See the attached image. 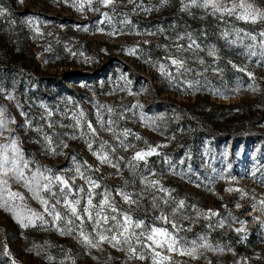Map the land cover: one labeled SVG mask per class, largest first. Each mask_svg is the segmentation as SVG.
Masks as SVG:
<instances>
[{"label":"rangeland","instance_id":"rangeland-1","mask_svg":"<svg viewBox=\"0 0 264 264\" xmlns=\"http://www.w3.org/2000/svg\"><path fill=\"white\" fill-rule=\"evenodd\" d=\"M5 1L0 152L28 167L0 172V264H264V145L143 117L155 85L210 125L264 128V0ZM96 68L106 86L68 83L82 99L31 91Z\"/></svg>","mask_w":264,"mask_h":264},{"label":"trees","instance_id":"trees-1","mask_svg":"<svg viewBox=\"0 0 264 264\" xmlns=\"http://www.w3.org/2000/svg\"><path fill=\"white\" fill-rule=\"evenodd\" d=\"M6 2L5 0H2ZM78 74V76H74ZM93 78L94 85L99 88L106 86V78L101 75L99 68H96L91 74L89 71H84L80 69L65 70L58 74H43L41 76H33L31 74V80L35 81V89L31 90L33 93L43 97L45 95H64L68 93L72 95L73 98L82 99V93L85 89L75 90L71 86L69 81L76 82L77 80L91 81ZM102 82L104 85H100ZM153 91L148 98L143 103L144 118L146 120H152L153 125L157 123L158 127L153 129L154 132H159L160 135L164 137L171 136L175 134L179 129L185 130L189 133L192 138H199L203 135L210 136L216 143H218L220 138H229L232 142L237 140L242 143L250 142L254 140L259 142L260 145H264V128L254 126L252 123L249 124L245 129L241 127L231 128L230 126H224L222 128L216 127L208 124L211 122L210 112L205 111L203 105L193 102H181L175 98H168L160 95L159 90L155 85H151ZM194 143L192 142L189 147H192ZM231 173V172H230ZM217 232L219 230H216ZM261 238L264 237V232H261ZM254 236H251L247 241L249 245L253 246L255 241H253ZM260 238V239H261ZM261 256H264V250L261 248L258 250Z\"/></svg>","mask_w":264,"mask_h":264},{"label":"snow or ice","instance_id":"snow-or-ice-1","mask_svg":"<svg viewBox=\"0 0 264 264\" xmlns=\"http://www.w3.org/2000/svg\"><path fill=\"white\" fill-rule=\"evenodd\" d=\"M103 2L105 4H109V3H112L113 0H103ZM193 4L196 3V0H192ZM207 3H211V0H206V4L205 6H207ZM213 7H216L215 4H213ZM241 7H245V5L241 4ZM247 8H252V5H247ZM3 9H0V14L3 13ZM257 17L261 18V19H264V13H261L259 10H256L255 12V15H252L251 16V19L253 22H255V20L257 19ZM242 19H247L248 17L247 16H242L240 17ZM261 35H264V33H261ZM253 39H255V37H253ZM173 64H180L181 62L179 61H176V60H173L172 61ZM2 121H0V125H2ZM0 147H4V148H7L8 146L5 145V146H0ZM12 149H13V156L12 157H9L6 152H0V172H2L3 174H7L8 172H12L14 175H17L19 177H22L23 176V168H27L28 167V162L27 161H23V168L20 167V164H21V161L23 160V157H22V153L20 152L19 148L16 147V144H15V141H13V144H12ZM19 156L20 159L18 160L16 157ZM137 157L138 158H143V155L141 153H137ZM37 175V173H34L33 174V178H35V176ZM39 175H43L42 173H39ZM45 179H47L45 177ZM56 180L58 181H62L65 185H67V182L66 181H63L61 177H56ZM7 181L6 180H3V179H0V184H6ZM44 188L45 189H48L49 188V184H45L44 185ZM12 195H18L16 193H13ZM39 194L37 193V196ZM127 199V197H126ZM42 203H46V201H43L42 200ZM65 203H68L67 201ZM76 203H79V201H77ZM89 203H91V201H89ZM85 211H87V209H85ZM72 212L73 214L75 215L76 214V208L73 207L72 208ZM57 217L59 218V214H57ZM113 219H115V217H113ZM139 226V225H137ZM154 232H157V231H162V230H159V229H153ZM85 240H88V237H84ZM104 239H107L106 237H103L101 236V240H104ZM113 240H116L117 238L114 236L112 237ZM149 239H152V237H149ZM95 246V245H94ZM169 248L171 250V245H169ZM141 259H143V257H141Z\"/></svg>","mask_w":264,"mask_h":264}]
</instances>
